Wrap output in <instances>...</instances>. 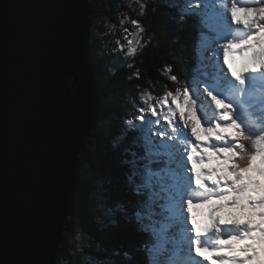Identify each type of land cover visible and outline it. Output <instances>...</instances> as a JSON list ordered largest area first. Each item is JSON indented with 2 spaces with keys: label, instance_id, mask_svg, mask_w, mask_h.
Here are the masks:
<instances>
[{
  "label": "clouds",
  "instance_id": "1",
  "mask_svg": "<svg viewBox=\"0 0 264 264\" xmlns=\"http://www.w3.org/2000/svg\"><path fill=\"white\" fill-rule=\"evenodd\" d=\"M151 2L156 3V0ZM125 3L133 10L138 6L143 16L149 0H125ZM201 3L205 4L203 0H192L186 8L205 10ZM216 7L226 17L223 33L216 41L205 38L207 43L198 47L199 62L191 82L187 76L178 74L174 65L167 64L161 72L166 82L152 84L149 81V87L139 93V103L134 102L136 111L121 117L122 136L129 135L132 144V148H125L124 152L138 158L135 163L129 164L128 160L122 163H128L135 183L132 191L141 201L143 214L141 211L133 214L140 224L139 230L149 232L152 237V243L140 248L148 264H171L170 253L186 239L182 228L179 239L172 235V230L181 224V201L193 237L192 255L202 264H264V90L250 92L247 85L250 75L264 77V0H216ZM178 19L185 22L187 18L182 15ZM126 22L121 21V24ZM132 23L136 30L124 36L127 45L116 41L120 52L127 47L126 57L135 56L152 42L149 38L142 44L145 28L136 21ZM104 26L107 32L96 33L97 36L103 38L115 33V25L107 18ZM213 27L219 32V26ZM104 48L105 44L100 43L99 51ZM103 55L97 53L101 58ZM94 56L93 51V60ZM106 66L109 67L108 76L115 77L118 69L110 64ZM134 75L137 80L141 78L138 72ZM108 76L104 77L105 81ZM67 81L72 93L76 94L75 78L69 75ZM88 138H85L86 145ZM118 146V143L113 144L114 148ZM181 158L186 159V169ZM151 160H163L164 166L171 169L173 187L167 206L161 208L156 214L159 219L149 226L146 222L151 219L150 215L145 224L142 221L145 210L153 206L145 200L152 197L140 195L141 190L152 188L156 177L146 174L144 165ZM139 166L143 167L141 172ZM149 166L155 170L163 167L159 163ZM64 171L72 176L69 169ZM80 172L84 174L83 170ZM143 178L145 183H138V179ZM83 189L85 194L79 203L88 194ZM116 208L125 213L127 222H132L124 204ZM73 215L66 219L70 220ZM109 226L118 227L119 222L109 218L102 227ZM225 228H234L239 234L225 236ZM68 231L69 221L66 233ZM76 236L77 241L72 237L69 243L73 239L74 244L79 243L80 236ZM206 238H210L207 243ZM78 251L82 252L83 247ZM112 255L121 253L117 250ZM122 255L124 261L133 260L131 252L124 251ZM59 259L57 254L53 264H58ZM60 264L67 262L61 260ZM92 264L115 262L105 258L93 260Z\"/></svg>",
  "mask_w": 264,
  "mask_h": 264
},
{
  "label": "water",
  "instance_id": "2",
  "mask_svg": "<svg viewBox=\"0 0 264 264\" xmlns=\"http://www.w3.org/2000/svg\"><path fill=\"white\" fill-rule=\"evenodd\" d=\"M92 1L0 0V264H53L85 194L103 97Z\"/></svg>",
  "mask_w": 264,
  "mask_h": 264
},
{
  "label": "trees",
  "instance_id": "3",
  "mask_svg": "<svg viewBox=\"0 0 264 264\" xmlns=\"http://www.w3.org/2000/svg\"><path fill=\"white\" fill-rule=\"evenodd\" d=\"M92 2V46L94 62L100 73L103 101L97 128L88 138L86 150L80 156L81 171L84 173L81 175V185L88 194L69 220L67 242L61 248L58 264L63 258H66L67 264H92L93 260L105 258L113 260L115 264H148L147 256L140 248L143 244L152 243V237L149 232L139 230L140 224L136 222L133 214L136 211L142 212L141 201L132 191L135 186L134 180L129 183L131 170L128 163H122L128 160L131 164L138 158L124 152L125 148H132V144L129 135L122 136L121 117L129 116L136 111L134 102L139 103V93L143 88L149 87V81L152 84L166 82L161 76L165 65H174L175 71L187 76L191 82L199 62L197 49L201 44L207 43L205 38L214 35L211 30L208 31L210 25L208 20L213 16L202 10L191 11V14L181 13L180 10L185 11L182 6L186 0H156V3L149 0L143 16L140 15L138 6L134 7L135 10L130 9L123 0ZM203 2L206 9L211 11V1ZM121 13L129 14L133 21L145 28L142 44L149 38L152 41L133 57H126V53L116 48L118 45L116 41L119 40L116 32L113 35L115 37L113 42L116 45L111 42L105 43L104 49L101 51L98 49L103 40L96 33H103L105 28L96 21L102 22L100 18L103 20L107 18L114 25L120 26ZM182 15L187 18L185 22L178 19ZM98 52L104 53L102 58L97 56ZM107 64L118 69L115 77L108 76ZM129 64L132 66L128 67ZM137 72L141 77L139 80L134 75ZM106 76L108 79L105 81ZM114 143H118L119 146L114 148ZM153 190L154 188L148 189L149 196ZM141 192L140 196L145 198L146 191ZM118 204L125 205L127 214L132 216L131 223L125 220V213L116 208ZM145 214L143 223L148 219V215ZM109 218L117 220L119 226L102 227V224L108 223ZM76 235L88 239L87 244L69 243L68 239L72 237L77 241ZM81 246L83 251L79 252L78 248ZM117 250L121 255L113 256L112 253ZM124 251L132 253V261L123 260ZM85 257L89 260L83 261Z\"/></svg>",
  "mask_w": 264,
  "mask_h": 264
},
{
  "label": "snow or ice",
  "instance_id": "4",
  "mask_svg": "<svg viewBox=\"0 0 264 264\" xmlns=\"http://www.w3.org/2000/svg\"><path fill=\"white\" fill-rule=\"evenodd\" d=\"M133 163H135V161H133ZM153 163H159L162 164L163 167L157 169V170H153L149 165L153 164ZM145 169H146V174L150 175V174H154L158 179L157 182L155 184V186H152V188H154L153 190V195H155L156 197H158L160 200H162V203L159 205L160 208H163L165 206H167V202L170 200V193L172 191V187H173V183H172V179H171V169L170 168H166L164 166V161L163 160H151L148 161V164L144 165ZM129 179H132V177L130 176ZM155 188H158V191H155ZM157 213H153V215H156Z\"/></svg>",
  "mask_w": 264,
  "mask_h": 264
},
{
  "label": "rangeland",
  "instance_id": "5",
  "mask_svg": "<svg viewBox=\"0 0 264 264\" xmlns=\"http://www.w3.org/2000/svg\"><path fill=\"white\" fill-rule=\"evenodd\" d=\"M124 2H125V0H123ZM135 7V6H134ZM137 7V6H136ZM217 11L220 13V15H221V18L223 19V21H224V24H225V22H226V17H225V14L223 13V11L221 10V9H217ZM125 13V12H124ZM124 13H121V14H119V17H120V21H127L126 23H123L122 25H118V26H116L115 25V27H116V33H117V35H118V39H119V41H120V45H127V41L124 39V36L125 35H128V33H134L135 32V26H134V24L132 23V18L130 17V15L128 14H124ZM100 20H102V22H100V26H102V27H104L105 29H104V32H107V28L104 26V22H105V20H103L102 18H100ZM108 22H110L109 20H107ZM111 24H113L112 22H110ZM114 25V24H113ZM125 29H127V32L125 31ZM101 32H103V30L101 29ZM103 32V33H104ZM119 33V34H118ZM115 34V33H114ZM114 34H109V35H107V36H105V37H103V38H101L103 41L101 42L102 44H105V43H112V44H114V45H116L115 44V42H113V41H115V37L113 36ZM129 39H131V37L129 36ZM120 45H117L116 46V48H119L120 47ZM102 48V47H101ZM101 51V50H100ZM124 53H127V47H125V49H124ZM226 71V70H225ZM175 231H176V229H175ZM80 242L78 243L79 245H83V244H85L86 243V240L84 239V238H82V237H80ZM78 240V241H79ZM71 242H74V239L71 241ZM169 259H171V258H169ZM86 260H89L87 257H85L84 259H83V261H86ZM62 261H66V258H63V260Z\"/></svg>",
  "mask_w": 264,
  "mask_h": 264
},
{
  "label": "bare ground",
  "instance_id": "6",
  "mask_svg": "<svg viewBox=\"0 0 264 264\" xmlns=\"http://www.w3.org/2000/svg\"><path fill=\"white\" fill-rule=\"evenodd\" d=\"M228 82L230 83L231 81H228ZM181 159L183 161V158H181ZM183 167H185V162L184 161H183ZM183 222L184 221L181 219V224L177 228H175L176 231H175V229H173L172 232L174 231L175 233H177L179 235V230H180V228H182L186 239L179 246H183V247L187 246V247H189L191 249L192 248V244H191L192 240L190 241V239H189L191 234H190V231L189 232L186 231L187 229L185 228ZM188 251L190 253L191 250H188ZM193 261H194V258L192 259L190 256H187L186 254H182V258H178V259H173L172 260L173 264H196ZM197 264H202V262L198 259Z\"/></svg>",
  "mask_w": 264,
  "mask_h": 264
}]
</instances>
